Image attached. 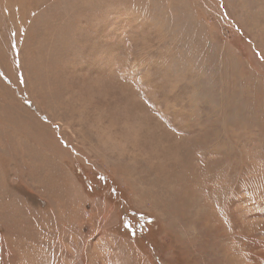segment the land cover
<instances>
[{
	"label": "rangeland",
	"instance_id": "374dc122",
	"mask_svg": "<svg viewBox=\"0 0 264 264\" xmlns=\"http://www.w3.org/2000/svg\"><path fill=\"white\" fill-rule=\"evenodd\" d=\"M0 264H264V0H0Z\"/></svg>",
	"mask_w": 264,
	"mask_h": 264
},
{
	"label": "bare ground",
	"instance_id": "6f19581e",
	"mask_svg": "<svg viewBox=\"0 0 264 264\" xmlns=\"http://www.w3.org/2000/svg\"><path fill=\"white\" fill-rule=\"evenodd\" d=\"M116 152V151H115ZM119 155H123L122 153L121 154H119Z\"/></svg>",
	"mask_w": 264,
	"mask_h": 264
}]
</instances>
